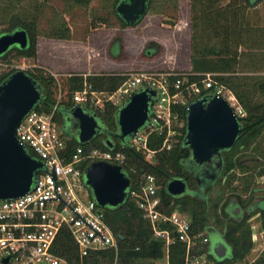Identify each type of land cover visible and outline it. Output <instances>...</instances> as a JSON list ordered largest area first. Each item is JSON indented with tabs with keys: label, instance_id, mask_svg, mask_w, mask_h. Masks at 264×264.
<instances>
[{
	"label": "rangeland",
	"instance_id": "374dc122",
	"mask_svg": "<svg viewBox=\"0 0 264 264\" xmlns=\"http://www.w3.org/2000/svg\"><path fill=\"white\" fill-rule=\"evenodd\" d=\"M115 2L0 0V29L15 21H32L36 29L35 57L17 56L12 50L17 46H13L7 57L0 60V74L23 69L35 75L43 70L54 79L56 75V82L51 85V98L56 101L62 96L60 78L72 73L123 77L128 71L170 68L201 73L212 68L211 60L202 58L224 57L228 67L212 71L220 73L219 79L236 95L244 117L249 112L246 105L252 107V113H264V0H257L254 6H248L245 0H220L212 7L222 8L227 18L219 21L215 17L218 10L214 8L205 25L200 14L197 28L193 24L192 0H151L147 13L132 25L123 24L115 14ZM227 3L230 9L224 10ZM195 9L202 11V6ZM65 25L69 30L67 35L62 31ZM225 26L232 29L228 40L224 36ZM115 41L118 44H113ZM149 48L154 50L146 53ZM215 49L221 52L215 54ZM241 156H259L260 163L250 162L249 169L235 170L234 191L245 200L252 195H264V175L258 173V167H264V124ZM157 178L162 181L161 177ZM230 190H226L224 180L219 177L206 194L209 208L205 217L211 227L209 232L207 228L202 230L209 238L202 247L211 254L206 264H254L264 254V226L262 217L255 211L245 221V227L251 231L252 246L244 258L228 262L232 247L225 258L215 256L213 247L223 237L225 223L221 204L226 193L231 194ZM188 209L185 213L190 215L191 204ZM102 210L106 212L105 208ZM131 264H167V258L164 251L159 259H138Z\"/></svg>",
	"mask_w": 264,
	"mask_h": 264
},
{
	"label": "built area",
	"instance_id": "2783aa9c",
	"mask_svg": "<svg viewBox=\"0 0 264 264\" xmlns=\"http://www.w3.org/2000/svg\"><path fill=\"white\" fill-rule=\"evenodd\" d=\"M89 74H83L81 88L73 91V106L80 105L100 120L107 109L117 110L133 92L150 88L156 94L151 100L148 119L121 146L114 143L113 147L100 148L92 140L84 144L77 141L72 146L74 135L67 134L59 121L61 90L59 98L49 107L40 103L33 107L18 125L16 136L42 166L25 194L0 198V264H71L55 252V241L63 228L72 237L80 259L103 250H117L118 241L103 207L85 182L87 166L103 160L121 165L126 171L130 163L125 147L153 162L161 151L183 145L186 116L181 111L204 96L223 97L238 119L244 117L236 95L219 79L217 72L193 73L173 68L128 71L114 89L95 88L86 80ZM159 137L160 144L155 148L150 146ZM160 190L161 182L156 175L143 173L133 184L130 180L126 200L140 210L153 237L163 241L167 264L169 247L177 241L184 246L183 264H206L207 252L202 245L209 242L208 236L194 231L188 214L177 208L169 209L172 203H163Z\"/></svg>",
	"mask_w": 264,
	"mask_h": 264
},
{
	"label": "water",
	"instance_id": "95a60500",
	"mask_svg": "<svg viewBox=\"0 0 264 264\" xmlns=\"http://www.w3.org/2000/svg\"><path fill=\"white\" fill-rule=\"evenodd\" d=\"M149 0H120L116 11L128 25L137 23L148 10ZM28 45L24 29L0 35V55L11 47L21 49ZM156 92L144 88L133 92L117 109L116 137L124 142L135 134L148 119L152 97ZM43 96L42 85L23 69H16L0 83V198L25 194L33 183L42 162L31 157L20 144L16 129L25 115ZM68 129L79 143L90 142L106 128L92 113L80 105L69 111ZM242 127L228 102L221 96L209 95L192 101L186 110L184 144L190 150V160L197 164L211 163L221 158V152L234 146ZM108 147L114 142L106 139ZM85 182L97 203L105 207L121 205L127 196L130 179L121 165L97 160L85 169ZM166 190L174 197L187 191L185 178L174 177L167 181ZM217 259L229 252L228 245L217 242L213 247Z\"/></svg>",
	"mask_w": 264,
	"mask_h": 264
},
{
	"label": "trees",
	"instance_id": "16d2710c",
	"mask_svg": "<svg viewBox=\"0 0 264 264\" xmlns=\"http://www.w3.org/2000/svg\"><path fill=\"white\" fill-rule=\"evenodd\" d=\"M193 1V24L197 28L198 19L203 17L204 25L208 23L210 19L209 12L214 10L215 7H212L213 4L219 2L220 0H192ZM257 0H245L248 6H254ZM119 0H116L114 5V12L118 16V18L122 21L123 24L128 25L125 21L121 18V16L116 11V5ZM151 3V1H150ZM202 6V11L197 12L195 7ZM226 7L224 10H228L229 4L225 5ZM216 12L217 17L220 20H224L227 18L221 11L222 8L218 9ZM224 16V17H223ZM203 28V27H202ZM205 28V27H204ZM16 29H24L28 35V45L26 48L21 49L16 47L14 50L17 56H25V57H35L36 51V29L35 23L32 21H15L7 25L6 27L0 29V35L6 32H12ZM224 36L225 39L228 40L231 36V27L228 26L224 27ZM63 33L66 35L69 34L68 27L65 25L62 27ZM197 33V32H196ZM64 35L65 37H67ZM232 37V36H231ZM194 41V40H193ZM118 44V41H115L113 44ZM195 44V43H194ZM195 49V48H194ZM228 48L225 47V51ZM154 50L153 48H149V51L146 53L151 52ZM8 50L3 55H0V60L5 59L9 53ZM220 49H215L214 53L218 54ZM197 50L193 51L195 55ZM221 56V55H220ZM204 60H211V69L209 70H218V69H226L228 67V61L224 57H218V59H206ZM201 63V62H200ZM14 71L10 70L5 74H0V83ZM199 71V70H198ZM193 72V73H198ZM29 75H31L34 79H36L41 85L43 89V96L40 101V104L47 108L54 102V99L51 98V85H54L56 82L54 77L46 72L41 70L40 75H35L30 71H26ZM122 75L112 74L109 76L106 75H87L86 80L91 82L95 88L98 89H114L116 88L122 81ZM193 78H196L193 77ZM226 82V81H225ZM60 88L62 92V100L58 107V115L59 121L64 128V131L72 135L70 129L67 128L68 125V117L69 111L72 108V93L73 91L81 88L83 83V74H76L72 73L69 76L61 77L59 80ZM238 97L239 94L236 93ZM246 110L249 111L248 114L243 117V121L245 123V128L241 130V133L238 137L237 143L232 147L231 154L227 156V161L231 165L235 158V153L240 150V146L249 145V141L251 138L255 137L262 128L264 124V113L261 115L255 114L251 112L252 107L246 105ZM117 110L110 108L107 109L105 113H103L100 117V121L102 122L103 126L106 128L107 136H103L102 133L98 134L92 139V144L98 146L100 148H108L105 143L106 139H110L115 143L116 146H121L123 143L118 140L116 137L117 132V123H116V116ZM182 116L185 118L186 111H181ZM66 121V122H65ZM67 123V125L65 124ZM66 125V126H65ZM184 131H186V127H184ZM72 141L71 145L74 146L77 143L76 137ZM161 142V138L157 140V142L150 143V146L153 148L157 147ZM125 153L128 156L130 165L125 168V172H127L131 183L138 179L141 174L143 173H153L156 177H161V196L163 203L165 205L171 204L172 208H177L181 212L188 211V205L190 199L188 197H174L169 194L166 190V183L169 179L174 177H182L185 179H189V175L187 174L186 170V163L189 156V149L183 143V145L176 146L172 150L169 151H161L158 153L156 159L153 162L146 161L139 153L135 152L133 149L129 147L124 148ZM240 169H247L245 166L240 165ZM259 173V171H258ZM260 174V173H259ZM231 180H234V175L231 176ZM247 187V186H246ZM178 205L179 207H177ZM105 217L107 222L113 229L115 237L118 241V248L117 250L108 249L99 251L88 256L83 257L82 259L79 258L77 254V249L74 245L72 237L70 236L69 232L66 228H63L57 239L55 241V252L65 257L71 264H113L114 261L118 262V264H131L134 260L138 259H145L148 258L149 260H156L162 257L164 252V243L162 240L153 237L152 231L148 225V223L142 219L140 210L135 206L132 201L125 200L121 205L117 207H105ZM223 211V210H222ZM208 210L205 211L204 207H200V210L196 211L191 208L190 210V217L192 220V225L194 231H202L206 228V214ZM255 212V211H254ZM223 214H225L223 212ZM262 214V225L264 226V210L261 211ZM203 215V216H202ZM229 231L226 235L227 240L232 245V253L227 258L228 262H234L236 259H243L246 253L250 250L252 246L251 241V231L249 227H245V220L242 222H231L229 223ZM207 251V256L210 257L211 254L209 250L203 249ZM101 262V263H100ZM184 262V246L180 242H174L169 247L168 253V264H183ZM217 262H220L217 260ZM254 264H264V254L261 255Z\"/></svg>",
	"mask_w": 264,
	"mask_h": 264
},
{
	"label": "flooded vegetation",
	"instance_id": "af4514ba",
	"mask_svg": "<svg viewBox=\"0 0 264 264\" xmlns=\"http://www.w3.org/2000/svg\"><path fill=\"white\" fill-rule=\"evenodd\" d=\"M150 1L151 0H149L148 8L150 5ZM239 122L241 123V127L243 130V128H245L246 126L243 119H239ZM65 124L67 125V123ZM101 133L103 136H107L108 134L106 133V131H103ZM237 140L235 144L237 143ZM231 149L232 148L222 151L221 158H215L213 162L204 164H197L194 161H191V153L189 152L186 163V172L189 175L190 180L185 179L187 183L186 193L181 196H177L188 197L190 199L189 204H191V208L193 210L198 211L200 210V207H204L205 211H207L209 207L206 199V194L209 192L210 186L219 177H221L226 185V190L231 189V194L226 193L221 204L222 210L225 213V223L223 229V237H221L220 241L225 242L228 247H232L231 243L226 238V235L229 231V222H242L244 220L246 221L250 218L254 211H256L255 213H258V215L262 217L261 211L264 210V195H250L251 197L248 200L241 199L240 195L234 191V188L232 186L233 181L231 180V176L234 175L236 169H240V165H243L245 166V168L249 169L248 163H260V157L249 156L243 158L241 154L246 149V146L243 145L240 146V150L235 153V160L230 165L227 161V156L232 153ZM258 171L260 173L259 175H264V167L262 165L258 167ZM206 228L207 232H209V229L211 227L207 225V222Z\"/></svg>",
	"mask_w": 264,
	"mask_h": 264
}]
</instances>
